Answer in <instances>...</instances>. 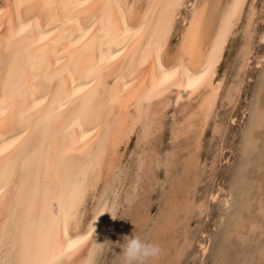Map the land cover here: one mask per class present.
<instances>
[{
  "label": "bare ground",
  "instance_id": "bare-ground-1",
  "mask_svg": "<svg viewBox=\"0 0 264 264\" xmlns=\"http://www.w3.org/2000/svg\"><path fill=\"white\" fill-rule=\"evenodd\" d=\"M254 1L0 0V264H95V261L98 263L95 258L100 254L103 242L107 240H104L106 231L111 227V223H114L121 206L118 189L121 180L124 179L122 167L125 165L121 161L120 146H126L133 133L137 132L136 145H140L141 149L136 153L137 170L147 175V172L155 169L152 168L154 161L161 164L159 168L164 165L158 162L159 155L156 149L149 151V148L151 150L153 146L150 144L151 138L162 129L165 110L171 102L175 106L178 105L181 110L178 112L181 113L179 119L171 124L173 141L196 130L198 133L195 140L192 138V143L193 146L198 144L207 121L211 120L208 118L212 111L217 109L215 105L221 103L218 98L222 91L224 75L218 76L216 70L225 46L244 13L243 41L242 43L240 41L238 57L234 59L236 71L233 81L227 83L224 90L225 102L233 103L240 92L245 77L243 74L247 72L245 69L253 56L251 53ZM180 14L181 23L176 27L175 21ZM175 31L177 34L173 39ZM257 38L259 42L264 41V30L258 33ZM255 63L261 68L259 85L253 96L258 99L262 92L264 94V53L258 56ZM260 103L255 100L253 105L254 115L250 120L245 140L250 146H254L257 141V135L253 136V132L264 127V103L263 101V104ZM220 125L222 127V124ZM216 126L215 137L220 128ZM256 133L255 131L254 135ZM174 148L172 147L171 151ZM263 150L262 147V153ZM180 154L185 156L183 152ZM168 157L166 159H169ZM192 157L196 158V155L190 152L187 155L189 161L187 158L186 160L190 164H195ZM241 160L243 161L240 157ZM164 162L166 164V161ZM241 166L242 164L240 168ZM257 167L258 170L255 168L254 170L255 172L261 170V176L257 179L251 178L255 184L256 194L253 191V197L250 194L251 197L248 198L253 202L255 200L254 204L257 206L255 212L261 216L247 223L249 230L256 225L261 226L259 222L264 217V162ZM235 172L237 174V171ZM163 173H166V170ZM192 174L194 175L192 182L196 183L200 176L196 172L188 175ZM138 179L137 177L134 187L130 188L129 185L131 189L129 194L126 192L127 189L125 191L127 205L136 199L138 190L144 186L140 184L137 186ZM181 183L176 184L177 188L182 186L185 188L191 181L188 182L185 178ZM143 188L147 191L148 184ZM162 189L164 191V188ZM189 192L191 191H187L186 194ZM173 195L170 199L175 198ZM181 195L183 197V194ZM209 196H214L211 190ZM190 201L185 198L179 201L175 198L165 206L167 211L163 207L166 212L164 216L162 215L164 220L153 228L156 241H163L165 238L163 236L177 224L176 218L179 214L187 218V215L197 208L200 212L203 211L201 207L205 205L204 201L196 204ZM127 211L129 212L128 209L125 210ZM132 212L134 214V211ZM137 213L139 214L138 211ZM86 215L88 216L85 218ZM142 219H145V216ZM224 235L230 236L227 233ZM249 237L251 238L250 235ZM148 238L151 239L149 236ZM256 238L258 241V237ZM155 240L152 243L157 244ZM203 243L200 242L199 245L202 246ZM181 246L180 248L183 247ZM251 246L250 244V251L253 252ZM114 248L115 246L112 249ZM180 248L178 246L175 249ZM257 248L256 250L259 249ZM261 248V253L258 252L259 260L260 264H264V244ZM165 251L161 249L159 256L148 260L146 264H162L158 259ZM238 253L234 255L237 256ZM223 257L222 261L225 260ZM171 262L166 261L163 264ZM122 264H125V261ZM172 264H177L176 260Z\"/></svg>",
  "mask_w": 264,
  "mask_h": 264
},
{
  "label": "rangeland",
  "instance_id": "rangeland-1",
  "mask_svg": "<svg viewBox=\"0 0 264 264\" xmlns=\"http://www.w3.org/2000/svg\"><path fill=\"white\" fill-rule=\"evenodd\" d=\"M264 0H255L254 1V7H255V16H254V20H253V24L252 25V55L251 56V62L248 64L247 68L245 69V71L243 74V81L242 84L240 86V92H238V95L235 97V101L232 104V106H229L231 104H228L225 102L224 100V90L227 87V83H230L231 80L233 81V76L235 75V71H236V60L238 57V50H239V46L240 41L242 43V39H243V23L245 21V15L244 13L242 14V18H240L239 22L237 23V25L234 28V32L236 34H233L230 36L231 38H229L226 46H225V51L223 53V57L221 59V62L219 63L218 67H217V75L218 76H223L222 79V88L219 94V98L218 101L221 102L220 104L215 105V107L217 106V109L215 108L212 111V115H210V117L208 118V120H210V122L207 121V125L204 128L203 132H202V136L200 135L198 140V144H194L195 146H197V149H195V146H193V140L192 138H195V135H197V131H192L190 132L187 136H182L179 137L178 140H176L175 143L173 141V137L172 136V125L174 124L175 121H177L181 115V113H178L180 110L179 106H175L173 102H171L166 110H165V116H164V123L162 125V129L160 130V132L156 133L150 140V144L153 145L151 147V150L149 148V151H152L154 149H156V152L159 156H157L158 162L159 163H163L164 165H162L160 168L157 162L154 161V165L152 164V168H155L154 170L151 169L149 172H147V175L142 174L139 170H137L136 168V161H137V154L141 151V149L139 148V146L136 145V137H137V132L133 133L132 137L130 138L128 144L126 146L121 145L120 146V150L122 151V158L121 161L123 162L124 170H122L125 174H124V179L121 180L120 182V186L118 189V192L120 194V199H121V203H120V208L117 211L115 218H114V223H111V227L108 229L107 234H105L104 240H106V242H103V248H101V251L99 252L100 254H98L97 258H95L96 260H98V263L95 261V264H122L124 262V258L122 256V244H124V236H128L130 237L131 234L136 236H139L142 240L145 241H149L152 242L153 240H155V236L154 235V229L157 225V223L159 224L161 222V220H164L163 216L166 212H164V210L166 209L165 206H167V203L170 200H173L176 198V200H181L184 198L185 199H189L193 200L190 201L191 203H200L201 201H204V206L206 209H204V206L201 207V210L203 211H199V209L197 208V210L193 211L191 214L189 213L187 215V218H184V216H182L183 214H179L176 218L177 220V224L173 225V228L170 229L166 235L163 236V241H156L157 244L160 246L161 249L166 250L162 256H160V258L158 259L159 263H164L166 261L171 262L170 264H172L173 262H175L178 264H226L227 262L229 264H260V251H262V248L260 249V247L264 244V217L262 218V221H260V225L261 226H255L252 230L248 229V222L253 221L258 219V217L260 218V213H256V203L254 204L253 200L248 198L251 194V196L253 197V194H256V188H255V184L252 183V179H257L258 177L261 176V170H259L258 172H255V170H258V165H263V160H264V150L262 153V147L264 148V127L263 128H259L257 130H255L257 133L254 135L255 131L253 132V136L257 137V141L259 142H255L254 146H250L247 145L246 143V138H247V133L249 132V128H250V124L252 120V117L254 115V111H253V105L255 100L259 101L260 104L264 103V94L263 92L259 95V98L256 99L255 97V93L257 91V87L259 85V72L261 71V68H259V66L256 65L255 61L257 60L258 56L262 53H264V41L263 42H259L258 41V33L260 31L264 30ZM263 4V6H262ZM263 7V8H262ZM260 10H259V9ZM262 12V14H261ZM182 13V12H181ZM261 14V15H260ZM260 15V16H259ZM257 17V18H256ZM260 17V18H259ZM262 17V18H261ZM181 19V14L177 16L176 21H175V26L178 27ZM244 20V21H243ZM242 21V22H241ZM241 26V27H240ZM257 26V28H256ZM240 28L241 30L239 31ZM176 31L175 33L173 32V39L174 37H176ZM238 34L240 36H238ZM234 38H233V37ZM241 37V39L239 40V38ZM238 39V40H237ZM234 41V42H233ZM236 41V42H235ZM239 41V42H238ZM229 47V48H228ZM254 53V54H253ZM237 54V56H236ZM233 55V56H232ZM232 58V60H231ZM231 60V61H230ZM229 63H228V62ZM232 62V63H231ZM230 64V65H229ZM221 65V66H220ZM255 71L257 73H255ZM253 72V74H252ZM250 73V75H249ZM255 73V74H254ZM228 75V76H227ZM254 75V76H252ZM231 78V79H230ZM227 84V85H226ZM241 87L243 88L241 90ZM242 92V93H241ZM222 95V96H221ZM220 97L221 101H220ZM239 97V98H238ZM238 99V100H237ZM237 100V102H236ZM263 101V103H262ZM224 103V104H223ZM236 103V104H235ZM172 104V105H171ZM252 104V105H251ZM224 105V106H223ZM236 105V106H235ZM249 106V107H248ZM174 107V108H172ZM246 107V109H245ZM227 108V110H226ZM179 109V110H178ZM233 109V110H232ZM168 110V111H167ZM175 110V111H174ZM217 110V111H216ZM222 110V111H221ZM251 110V111H250ZM227 112V113H226ZM232 112V113H231ZM217 113V114H216ZM223 113V115H222ZM248 113V114H247ZM173 114V116L171 115ZM228 114V115H227ZM233 114V115H232ZM170 115V116H169ZM245 115V116H244ZM168 116V117H167ZM217 116V117H216ZM249 116V117H248ZM171 117V118H170ZM213 117V118H212ZM220 117V118H219ZM177 118V119H176ZM218 121L219 119H221V121ZM234 118V119H233ZM168 119V120H167ZM233 119V120H232ZM166 120V121H165ZM170 120V121H169ZM174 120V121H173ZM213 120V121H212ZM250 121V122H249ZM171 122V123H170ZM214 122V124H213ZM233 122V123H232ZM227 123V124H226ZM222 124V127L221 125ZM229 124V125H228ZM243 124V125H242ZM246 124V125H245ZM214 127H212V126ZM216 125L220 126L218 132H216L217 136L215 137V128L217 127ZM169 126V127H168ZM171 126V127H170ZM241 126V127H240ZM246 126V127H245ZM208 127V128H207ZM226 129H225V128ZM248 127V128H247ZM164 128V129H163ZM223 128V129H222ZM169 129V130H168ZM248 129V130H247ZM206 130V131H205ZM217 130V129H216ZM241 130V131H240ZM247 130V131H246ZM213 132V133H212ZM245 132V133H244ZM261 134H259V133ZM166 133V134H165ZM219 133V134H218ZM225 133V134H223ZM245 135V137H244ZM135 137V138H134ZM188 137V138H187ZM221 137V138H220ZM261 137V138H260ZM169 138V139H168ZM212 141L216 142L213 143ZM245 138V139H244ZM260 138V140H258ZM154 141H153V140ZM174 142H172L171 141ZM216 141H215V140ZM219 139V140H218ZM225 139V140H223ZM263 139V140H262ZM210 140V141H209ZM223 142H222V141ZM157 141V143H155ZM167 141H171L170 143ZM181 141V142H180ZM211 144H209V142ZM134 142V143H133ZM179 142V143H178ZM203 142V143H202ZM219 142V143H218ZM222 142V143H221ZM162 143V144H161ZM208 143V145H207ZM134 144H135V148H134ZM170 144V145H169ZM183 144V145H182ZM258 144V145H257ZM150 145V146H151ZM164 145V146H163ZM182 145V146H181ZM188 145V146H187ZM213 145V146H212ZM256 145V146H255ZM260 145L262 147H260ZM158 146V147H157ZM170 146V147H168ZM175 146V148H174ZM208 146V147H207ZM217 146V147H215ZM219 146V147H218ZM223 148H222V147ZM123 147V148H122ZM157 147V148H155ZM172 147L174 148L173 151ZM182 147L184 149H182ZM213 147V148H212ZM254 147V148H252ZM258 147V149L256 148ZM260 147V148H259ZM159 148V149H158ZM161 148V149H160ZM207 148V149H206ZM251 148V149H250ZM125 149V150H124ZM164 149V152H163ZM169 149V150H168ZM176 149V151H174ZM190 149V150H188ZM202 149V150H201ZM211 149V150H210ZM228 149V150H227ZM248 149V150H247ZM254 149V150H253ZM256 149V150H255ZM261 149V150H260ZM134 152H133V151ZM139 150V151H138ZM167 152H166V151ZM181 150V152H180ZM186 150V151H185ZM204 150V152H203ZM206 150V151H205ZM210 150V151H209ZM215 150V151H214ZM222 150V151H221ZM226 150V151H225ZM186 153H185V152ZM188 151V152H187ZM260 153H259V152ZM133 152V153H132ZM161 152V153H160ZM172 152L174 155V157L172 156ZM185 155L183 156L182 153ZM194 153L196 155V158H193V161L196 162L195 164H197V166H195V164H190L189 162H187L188 158L187 155L189 153ZM200 152V153H199ZM211 154H209V153ZM213 152V153H212ZM257 154H256V153ZM167 153V154H166ZM215 153V154H214ZM251 153V154H250ZM136 154V155H135ZM178 154V155H177ZM200 154V155H199ZM208 154V155H207ZM214 156H213V155ZM222 154V155H221ZM256 154V155H255ZM124 155V157H123ZM169 159H166L167 157ZM177 155V156H176ZM254 155V157H253ZM262 155V157H261ZM221 156V157H220ZM248 156V157H247ZM251 156V158H250ZM161 157V159H160ZM178 157V158H177ZM199 157V158H198ZM240 157L241 159H243V161H240ZM257 157V158H256ZM133 158V159H132ZM175 158L177 160H175ZM185 158V159H184ZM187 158V160H186ZM208 158V159H207ZM214 160H213V159ZM246 158V159H245ZM254 158V159H253ZM212 159V160H211ZM251 159V160H250ZM162 160V161H161ZM170 160V162L168 161ZM186 160V162H184ZM196 160V161H195ZM207 160V161H206ZM209 160V161H208ZM255 160H257L255 162ZM126 161V162H125ZM161 161V162H160ZM166 161V164L165 162ZM172 161V162H171ZM175 161V162H174ZM180 161V162H179ZM189 161V160H188ZM261 161V163H260ZM168 162V163H167ZM209 164H208V163ZM212 162V164H211ZM176 163V164H175ZM199 163V165H198ZM207 163V164H206ZM217 163V164H216ZM240 163V164H239ZM252 163V164H251ZM128 164V165H126ZM133 166H130L132 165ZM185 164V165H184ZM203 164V165H202ZM230 164H233L230 166ZM235 164V165H234ZM242 164L241 168L240 165ZM244 164H246L244 166ZM256 165L254 167V165ZM191 165V166H190ZM205 165V166H204ZM210 165V166H208ZM213 165V167H212ZM157 166V167H156ZM171 166V169H169V167ZM182 168H181V167ZM186 166V167H185ZM236 166V167H235ZM249 166V167H247ZM162 167H164L162 170H160ZM185 167V168H184ZM197 167V168H196ZM207 167V168H205ZM232 167V168H231ZM251 167V168H250ZM134 170H133V169ZM169 170H168V169ZM178 168V169H177ZM194 168H196L194 170ZM219 168V169H218ZM245 168V169H243ZM249 168V169H248ZM255 168V170H254ZM137 171H136V170ZM158 169V170H157ZM176 169V170H175ZM190 169V170H189ZM127 170V171H126ZM131 170L133 171L132 173L135 175L137 173V175H133L131 173ZM166 173H163L165 172ZM186 170V171H184ZM210 170V171H209ZM213 174H212V171ZM216 170H220L219 172ZM237 171V174L235 171ZM242 170V172H241ZM252 170V171H251ZM154 171V173H153ZM189 171V172H188ZM129 172V173H128ZM136 172V173H135ZM157 172V173H156ZM198 173L200 177H198V181L200 182H192L194 179V175H188L189 173ZM202 172V173H201ZM207 172V173H206ZM211 172V174H210ZM217 172L219 173L218 175ZM229 172V173H228ZM253 172V173H252ZM171 173V174H170ZM205 175H204V174ZM256 173V174H254ZM141 174V176H140ZM149 174V175H148ZM152 174V175H151ZM164 174V175H163ZM167 174V175H166ZM180 174V175H179ZM183 174V175H182ZM186 174V175H184ZM250 174V176H249ZM151 175V176H150ZM166 175V177H165ZM236 175V176H235ZM257 175V177H256ZM140 176V177H139ZM147 176V177H146ZM149 176V177H148ZM164 176V177H163ZM176 176V177H175ZM183 176V177H182ZM241 176V177H240ZM127 177V178H126ZM134 177V178H133ZM139 178V182L137 183V186H139V184L142 186L141 189H139L138 193L136 194L137 197L136 199L132 200V203H129L128 205L125 204L126 203V195L128 192V194L130 193L132 188L131 186L134 187V185L136 184V178ZM144 177V179H143ZM173 177V178H172ZM181 177V178H180ZM188 179V182L191 181V183L188 185H186V187L184 188V186H182L181 188H177L178 186V182L181 183L185 178ZM208 177V178H207ZM215 177V179H214ZM233 177V178H232ZM237 177V178H236ZM146 178V179H145ZM154 178V180L152 179ZM165 181H164V179ZM176 178V179H175ZM184 178V179H183ZM252 178V179H251ZM143 179V180H142ZM151 179V180H149ZM180 179H183L182 181ZM213 179V180H212ZM221 179V180H220ZM243 179V180H242ZM129 180H131L129 182ZM159 180V181H156ZM168 180V181H167ZM181 182H180V181ZM203 180V181H202ZM227 180V181H226ZM237 180V181H235ZM240 180V181H239ZM242 180V181H241ZM134 181V182H133ZM146 181V182H145ZM148 181V183H147ZM152 184H150V182ZM216 181V182H215ZM251 181V182H248ZM155 182V183H154ZM158 182V183H157ZM163 182H165L163 184ZM211 182V183H210ZM213 182V183H212ZM131 183V184H130ZM145 183V184H144ZM232 183V184H231ZM250 183V184H248ZM148 184V188L147 191L146 188L143 187H147ZM158 184V185H156ZM177 184V185H176ZM182 184V183H181ZM202 184V185H201ZM231 184V185H230ZM239 184H241L239 186ZM252 184V185H251ZM130 185V188H129ZM163 185L165 187H163ZM176 187H175V186ZM191 185V186H190ZM122 186V187H121ZM150 186V188H149ZM162 186V187H161ZM172 186V187H171ZM195 186V187H194ZM198 186V187H197ZM220 186V187H219ZM239 186V187H238ZM263 186H264V182H263ZM171 187V188H169ZM175 187V188H174ZM191 187V189H190ZM203 187V188H202ZM230 187V188H229ZM233 187V188H232ZM250 187V188H249ZM121 188V189H120ZM152 188V190H151ZM161 188V189H160ZM164 188V191L163 189ZM168 188V190H167ZM174 188V189H172ZM227 188V189H226ZM253 190H252V189ZM127 189V191H126ZM150 189V191H149ZM180 189V190H179ZM185 189V190H184ZM187 189V190H186ZM200 189V190H199ZM232 189V190H231ZM122 190V191H121ZM144 190V191H142ZM177 190V191H176ZM196 190V192H194ZM210 190L212 191V194L214 195L209 196ZM255 190V191H254ZM126 191V192H125ZM160 191V192H159ZM170 191V192H169ZM172 191V192H171ZM174 191V192H173ZM176 191V192H175ZM181 193H179V192ZM187 191H191L189 192V194H186ZM254 191V193H253ZM123 192V193H122ZM149 192V193H148ZM163 192V193H161ZM193 192L195 194H193ZM223 192V193H222ZM227 192V193H226ZM235 192V195H234ZM259 192V191H258ZM125 193V194H124ZM160 193V194H159ZM166 193V194H165ZM168 193V194H167ZM200 194L199 196L196 194ZM220 193V194H219ZM225 193V194H224ZM230 193V194H229ZM245 193V194H244ZM124 194V195H123ZM140 194V195H139ZM142 194V195H141ZM144 194V195H143ZM149 194V195H148ZM165 194V195H164ZM171 194V195H170ZM172 194H174L173 196H175V198L170 199V196H172ZM177 194V196L175 195ZM179 194V195H178ZM183 194V197L182 195ZM185 195V197H184ZM141 196V197H140ZM149 196V197H147ZM164 196V197H163ZM169 196V197H168ZM216 196V197H215ZM250 196V197H251ZM124 197V198H123ZM140 197V198H138ZM144 197V198H142ZM161 199H160V198ZM178 197H181V199H179ZM227 197V199H226ZM232 197V198H231ZM123 198V199H122ZM204 198V199H203ZM215 198V199H214ZM141 199V200H140ZM163 199L165 201H163ZM214 199V200H213ZM123 200V201H122ZM142 200H146V201H142ZM167 200V201H166ZM197 200V201H196ZM224 202H223V201ZM249 200V202H248ZM88 201V200H87ZM160 201V202H159ZM161 201L164 203L166 202V204L161 203ZM212 203H211V202ZM140 202V203H139ZM176 202V201H174ZM206 202V203H205ZM124 203V204H123ZM160 206H158V204ZM222 203V204H221ZM230 203V204H229ZM254 205H253V204ZM90 203H87V208L89 209ZM138 204V205H137ZM163 204V206H162ZM208 204L209 207H208ZM253 206H252V205ZM127 205V207H125ZM135 205V206H133ZM141 205V206H140ZM229 207H228V206ZM133 206V207H132ZM140 206V207H139ZM150 206V207H149ZM162 206V207H161ZM252 206V207H250ZM256 206V207H255ZM123 207V208H122ZM129 207V208H128ZM131 207V208H130ZM135 207H137V209H135ZM161 207V208H160ZM165 209H164V208ZM208 207V208H207ZM228 207V208H227ZM129 210V212H125L126 209ZM134 208V210H132ZM145 208V209H144ZM158 211H157V209ZM161 210H160V209ZM163 208V209H162ZM253 208V209H252ZM124 209V210H123ZM222 211H221V210ZM139 212V214L137 213V211ZM149 210V211H148ZM163 210V211H162ZM209 210V211H208ZM254 210V212H253ZM131 211V213H130ZM134 211V215L133 212ZM142 211V213H141ZM167 211V209H166ZM199 211V212H198ZM205 211V212H204ZM159 212V213H158ZM164 212V213H162ZM223 212V213H222ZM231 212V213H230ZM245 212V213H244ZM249 212V213H248ZM122 213V214H121ZM127 213V216L126 214ZM156 213V214H155ZM222 213V214H221ZM146 214V215H145ZM193 214V215H192ZM208 214V215H206ZM212 214V215H211ZM227 214V215H226ZM241 214V215H240ZM245 214V215H243ZM250 214L252 216H250ZM259 214V215H257ZM121 215V216H120ZM123 215V216H122ZM129 215V216H128ZM141 215V216H140ZM154 215V216H153ZM161 215V216H160ZM163 215V216H162ZM221 215V216H220ZM226 215V216H225ZM256 215V216H255ZM88 215L85 216V218ZM139 216V217H138ZM143 216H145V219H142ZM191 216V217H190ZM209 218H208V217ZM230 216V217H229ZM117 217V218H116ZM121 217V218H120ZM130 217V218H129ZM150 217V218H149ZM162 217V218H161ZM186 217V216H185ZM251 217V218H248ZM255 217V218H254ZM132 218L136 219V220H132ZM139 218V219H138ZM148 218V219H146ZM152 218V219H151ZM154 218V219H153ZM157 218V219H156ZM203 218V219H202ZM150 219V220H149ZM184 219V220H182ZM190 219V220H189ZM202 219V220H201ZM124 220V221H123ZM149 220V221H147ZM153 220V221H152ZM189 220V222H188ZM205 220V221H204ZM157 221V222H156ZM184 221V222H183ZM216 221V222H215ZM222 221V222H221ZM232 221V222H231ZM130 222L132 224H130ZM135 222V223H134ZM137 222V225H136ZM141 222V223H140ZM142 225V223H144ZM156 222V224L154 223ZM206 222V223H205ZM234 222V223H233ZM255 222V221H254ZM263 222V223H262ZM124 223V224H123ZM129 223V224H128ZM152 223V224H151ZM184 223V224H183ZM187 223V225H186ZM141 224V225H140ZM147 224V226H146ZM155 224V225H154ZM149 225V226H148ZM151 225V226H150ZM182 225V226H181ZM121 226V227H120ZM137 226V227H136ZM142 226V227H141ZM146 226V227H145ZM208 226V227H207ZM223 226V227H222ZM247 226V227H246ZM129 227V229H128ZM139 227V228H138ZM179 227V229H178ZM184 227V228H183ZM241 227V229H240ZM122 228V229H121ZM131 228V229H130ZM136 228V229H135ZM149 228V229H147ZM182 228V229H181ZM213 228V229H212ZM133 229L135 231H133ZM140 229V230H139ZM142 229V230H141ZM153 229V231H152ZM189 229V230H188ZM240 229V230H239ZM130 230V231H129ZM137 230H139L137 232ZM204 230V231H203ZM133 231V232H132ZM141 231V232H140ZM192 231V232H191ZM130 232V233H129ZM220 232H224L223 234ZM129 233V234H128ZM203 233V234H202ZM228 234L229 237H227L224 234ZM231 233H236L235 235H231ZM242 233V234H241ZM260 233V234H259ZM112 234V235H111ZM141 234V235H140ZM239 234V236H238ZM247 234V235H246ZM256 236H255V235ZM109 235V238H108ZM151 237L148 238V236ZM151 235V236H150ZM188 235V236H187ZM221 235V238H220ZM249 235L251 236V238L249 237ZM259 235V236H257ZM107 236V237H106ZM142 236V237H141ZM145 236V237H144ZM242 236V238H241ZM246 236V237H244ZM261 236V237H260ZM169 237V238H168ZM175 237V238H174ZM195 237V238H192ZM256 237H258V241L255 240L257 239ZM109 239V241H108ZM118 239V240H117ZM123 239V240H121ZM173 239V240H172ZM182 239V240H181ZM195 239V240H194ZM201 239V240H199ZM254 239V240H252ZM113 240V241H112ZM229 240V241H228ZM117 241V242H115ZM182 241V242H181ZM190 241V242H189ZM205 241V242H204ZM231 241V242H230ZM241 241H244L245 243H242ZM261 241V242H260ZM110 245H109V243ZM160 242V243H159ZM166 242V243H165ZM200 242H204L202 244V246L199 245ZM242 243V245L240 243ZM116 243V245H114ZM172 243V244H171ZM175 243V244H174ZM187 243V244H186ZM232 243V244H231ZM239 243V244H238ZM251 249L254 250L253 252L250 251V244ZM108 244V245H107ZM112 244V245H111ZM165 244V245H164ZM171 244V245H170ZM182 244V246L180 245ZM224 244V245H223ZM239 247H238V245ZM249 244V245H248ZM255 244V245H253ZM108 247H107V246ZM162 245V247H161ZM207 245V246H206ZM210 247H209V246ZM258 245V249L257 248ZM111 246V248H110ZM115 246L114 249H112ZM165 246V247H164ZM180 248V246L182 248H180L179 250L175 249L176 247ZM200 246V247H199ZM224 248H223V247ZM105 247V249H104ZM119 247V248H118ZM170 247V248H168ZM185 247V248H184ZM198 247V248H197ZM205 247V248H204ZM228 249H225V248ZM110 248V249H109ZM167 248V249H166ZM254 248V249H253ZM256 248L258 250H256ZM190 249V250H189ZM224 249V250H223ZM107 250V251H106ZM112 250V252L110 251ZM188 250V251H187ZM223 250V251H222ZM239 250V251H238ZM246 250V251H245ZM249 250V252L247 251ZM114 251V252H113ZM120 251V252H119ZM169 251V252H168ZM221 251V252H220ZM228 251V253H227ZM242 252L241 254L238 252ZM256 251V252H255ZM200 252V253H199ZM220 252V253H219ZM226 255H225V253ZM245 252L247 254H245ZM260 252V253H258ZM117 253V254H116ZM196 253V254H195ZM204 253V254H203ZM236 253L238 254L237 256ZM250 253L252 256L250 257ZM253 253V254H252ZM258 255H257V254ZM170 254V255H169ZM190 254V255H189ZM195 254V256H193ZM216 254V255H215ZM223 254V255H222ZM235 254V255H234ZM244 254V255H243ZM119 255V256H118ZM166 255H168L166 257ZM218 255V257H217ZM257 255V256H256ZM103 256V257H102ZM164 256V257H163ZM178 256V257H177ZM190 256V257H189ZM216 256V257H215ZM224 256V257H223ZM226 256V257H225ZM243 256V259H242ZM256 256V257H255ZM113 257V258H112ZM183 257V259H182ZM186 257V258H184ZM196 259H193V258ZM200 257V258H199ZM203 257V258H202ZM221 257V258H219ZM225 259L224 261H222L221 259ZM248 257H250V260L248 259ZM181 258V259H180ZM190 258V259H188ZM202 258V259H201ZM179 259L182 261H179ZM218 259V260H217ZM106 260V261H105ZM111 260V262H110ZM113 260V261H112ZM123 260V261H122ZM183 260H185L186 262H184ZM234 260V261H233ZM254 260H258L257 262ZM161 261V262H160ZM198 261V262H197ZM202 261V262H201ZM222 263H219V262ZM242 263H241V262ZM122 262V263H121ZM147 262V261H146ZM181 262V263H180ZM215 262V263H214ZM217 262V263H216ZM227 263V264H228Z\"/></svg>",
  "mask_w": 264,
  "mask_h": 264
},
{
  "label": "clouds",
  "instance_id": "clouds-1",
  "mask_svg": "<svg viewBox=\"0 0 264 264\" xmlns=\"http://www.w3.org/2000/svg\"><path fill=\"white\" fill-rule=\"evenodd\" d=\"M122 256L125 264H146V261L156 258L161 253L158 244L142 240L139 236L124 237Z\"/></svg>",
  "mask_w": 264,
  "mask_h": 264
}]
</instances>
